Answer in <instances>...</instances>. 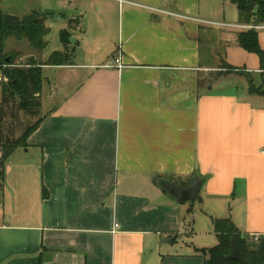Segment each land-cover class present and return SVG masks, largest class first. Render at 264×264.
Returning a JSON list of instances; mask_svg holds the SVG:
<instances>
[{"label": "crops", "instance_id": "1", "mask_svg": "<svg viewBox=\"0 0 264 264\" xmlns=\"http://www.w3.org/2000/svg\"><path fill=\"white\" fill-rule=\"evenodd\" d=\"M88 1L93 32L71 18L69 63L41 65L60 71L47 110L0 167V264H204L209 247L187 239L192 203L155 177H200L199 192L240 203L239 219L228 217L241 233L264 235V93L215 78L222 62L264 78L237 43L252 23L230 0ZM13 9L2 14L36 10ZM255 31L264 52V28ZM117 57L120 69L106 67Z\"/></svg>", "mask_w": 264, "mask_h": 264}, {"label": "trees", "instance_id": "2", "mask_svg": "<svg viewBox=\"0 0 264 264\" xmlns=\"http://www.w3.org/2000/svg\"><path fill=\"white\" fill-rule=\"evenodd\" d=\"M239 13L240 20L244 23H264V0H230ZM0 11V61L5 64L1 75L7 81H0V167L3 168L6 159L19 147L27 146L28 136L37 128L43 115L33 123H24L19 120L20 113L35 116L41 110L42 68L41 65H62L70 61L72 52L68 49V37L77 19H70L68 26L60 32V40L63 49L55 51L51 56L40 63L39 66L16 65L13 57L3 52L4 41L13 37L26 39L30 45L41 50L46 45L48 28L45 25L46 13L31 11L20 18L19 22L8 23L2 19ZM239 46L249 52L258 55L260 65L264 68V52L258 43L255 29L242 30L237 34ZM7 59V60H6ZM222 66L232 68L226 62ZM248 74V73H247ZM250 75V73L248 74ZM264 82V78L261 80ZM250 93H264L254 89ZM21 118V117H20ZM20 128L19 135L15 131ZM213 231L217 243L209 248H201L199 251L204 257V264H239L236 260L228 258L231 252V239H234L240 255L252 264H259L264 260V235L254 241L240 232L230 217L212 218Z\"/></svg>", "mask_w": 264, "mask_h": 264}, {"label": "rangeland", "instance_id": "3", "mask_svg": "<svg viewBox=\"0 0 264 264\" xmlns=\"http://www.w3.org/2000/svg\"><path fill=\"white\" fill-rule=\"evenodd\" d=\"M14 7H17L19 9L21 15H26L33 9H36L37 11L48 12L46 19L48 33L45 38L46 45L43 49H34L26 39L18 40L16 38L9 37L4 41L3 52L7 55L12 56L13 63L16 65H28V63H31L39 66L40 63H43V61L47 60L53 52L61 50L63 45L60 40V32L65 29V22H68L72 17L80 18V27L82 32L87 33L88 30L93 32L92 27L94 25L93 18L95 15V10L88 0H72L71 2H69L68 0H0L1 12L12 11L14 10ZM227 16H230V11L227 13ZM231 19L233 21L236 20L235 9L233 14H231ZM81 34V32L77 33L78 39L82 37ZM69 37L73 36L71 35ZM99 43L101 45V51H104V48H107L105 47L107 46V40L100 39ZM94 45L95 44H91V46L95 49ZM73 46L77 51L73 61L80 62L83 56L81 50L82 46H78L77 44H73ZM4 67L5 64L0 61V75ZM59 72V70L52 68H45L42 70V77L45 80V90L43 91L44 100L43 107L41 108L42 112L47 110V101L49 98V91L47 89L48 80L51 82V84L55 79L58 80ZM222 73L236 75L234 76L236 80L242 78L245 82L247 90L254 89L259 92H264V82L259 80L257 81V79L253 78L251 74L248 75L249 73L247 74L242 70L228 68L220 65L219 70L215 71V78L219 79V75ZM237 83H239V81ZM220 87L223 86H216L215 90H217V88L219 89ZM41 111L35 116L20 113L21 118L19 117V120L24 123H33L40 117V115L42 114ZM20 130L21 129L18 128L15 131L16 136L20 134ZM199 195L201 196L202 201L194 200L193 202L183 203L185 205V208H188L190 206V203H192L191 211L187 213V215L184 214L186 216L185 222H190L191 225L189 227V230H191V232L187 239L188 242L198 244L202 243L204 247H211L215 245L217 241L215 235L213 234L211 219L228 217L230 216V213L234 217L237 216V219H239L238 216L242 215V210H240V207L238 206L240 203H238V201H234L233 198L227 199L218 196H208L206 194H203L202 191L199 192ZM236 223L238 224L243 222ZM259 237L260 236H257V240H259ZM182 239H184V236L181 234L178 235L176 237V241L174 242V246H178L180 240Z\"/></svg>", "mask_w": 264, "mask_h": 264}, {"label": "water", "instance_id": "4", "mask_svg": "<svg viewBox=\"0 0 264 264\" xmlns=\"http://www.w3.org/2000/svg\"><path fill=\"white\" fill-rule=\"evenodd\" d=\"M2 19L8 23L20 21V17L14 14H3ZM68 40L70 43H74L73 37H69ZM153 182L168 195L172 196L178 203L193 202L194 200L202 201L199 195L202 179L196 175L192 176L187 186H182L177 180H168L160 177L153 178ZM228 258L236 260L239 264H252L241 257L234 239H231V252ZM259 264H264V260Z\"/></svg>", "mask_w": 264, "mask_h": 264}, {"label": "built area", "instance_id": "5", "mask_svg": "<svg viewBox=\"0 0 264 264\" xmlns=\"http://www.w3.org/2000/svg\"><path fill=\"white\" fill-rule=\"evenodd\" d=\"M123 0H119V2H122ZM249 29H259L264 28V24H251L248 26ZM122 63L119 57L114 58L110 64H107L106 67H116L120 69L122 67ZM0 81H7V78L4 75H0ZM116 226V225H115ZM257 236H253L252 240L257 241Z\"/></svg>", "mask_w": 264, "mask_h": 264}]
</instances>
